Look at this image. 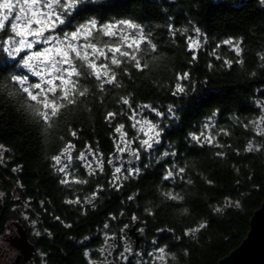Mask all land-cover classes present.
<instances>
[{
    "label": "trees",
    "instance_id": "obj_1",
    "mask_svg": "<svg viewBox=\"0 0 264 264\" xmlns=\"http://www.w3.org/2000/svg\"><path fill=\"white\" fill-rule=\"evenodd\" d=\"M89 18L101 23L130 20L143 28L156 51L141 45L140 59L146 69L138 71L131 64H122L115 69L119 85H105L101 90L99 82L85 74L75 102L68 100L66 107L57 104L50 117L40 106L33 108L34 102L27 103L17 86L7 81V76L26 70L0 55V61L13 65L0 72L5 84L0 87V152L4 153L0 163V236L11 226L18 238L24 232L34 248L30 261L38 251L45 264H93L90 259H99L95 250L106 234L116 244L99 264H215L239 244L246 234L247 218L264 202V3L97 0L73 24ZM189 38H198L200 47L190 50ZM229 39L239 44V55L232 45L224 44ZM225 60L231 61V67ZM184 72L191 81L187 94L173 97L176 75ZM127 99L133 109L150 104L167 112L169 104L175 105L179 119L161 120L144 110L147 118L164 127L162 144L155 152L141 150V160L132 164L140 167V174L121 180L117 189L110 184L113 166L107 160L113 153L126 156L124 166L129 167L128 154L116 153L114 144L118 135L114 129L119 124L125 125L130 138L136 134L128 119L131 111L120 103ZM40 103L52 106L51 102L37 101ZM34 112L45 117L44 122ZM111 112L118 115L109 122L106 116ZM209 118L214 127L206 134L215 137L219 147L200 146L188 138L190 132L204 131ZM75 132L78 135L73 137ZM69 142L75 145L74 177L86 183H60L64 177L53 160ZM249 144L253 151H248ZM89 146L105 162L104 171L97 170L95 175L86 173L77 159L81 152L87 155ZM257 146L259 150H255ZM168 149L177 156L160 159ZM173 164L185 169L184 179L164 180ZM93 193V203L84 202ZM165 193L180 199L169 200ZM77 198L81 203H66ZM217 208L221 211H215ZM31 220L39 235L30 233ZM104 224L109 227L105 229ZM126 224H137L138 233L144 231L138 245L130 241L134 250L127 261L121 259V244L116 240L122 233L130 237ZM201 224L206 227L194 238L185 235ZM18 238L11 244L18 252L10 264L15 260L28 264L23 255L19 257ZM158 248L165 249L162 262L156 259ZM2 256L0 246V264Z\"/></svg>",
    "mask_w": 264,
    "mask_h": 264
},
{
    "label": "snow or ice",
    "instance_id": "obj_2",
    "mask_svg": "<svg viewBox=\"0 0 264 264\" xmlns=\"http://www.w3.org/2000/svg\"><path fill=\"white\" fill-rule=\"evenodd\" d=\"M261 2L264 3V0ZM95 3L97 0H0V55L4 60L13 61L14 66L26 70L24 74L10 75L6 79L17 86L16 90L23 94L27 103L34 102L31 106L33 108L40 106L49 117L57 104L66 107L68 100L75 102L79 95L77 88L80 78L85 74L99 82L101 90L105 85H119L115 69L120 68L122 64H131L138 71L146 69V63H142L140 59V56L143 55L141 45L145 49L150 48L152 51H156V45L152 43L149 36L145 35L143 28L130 20L101 23L96 18H89L74 25L73 21L82 12L88 11L89 6ZM195 31L199 36V28ZM173 34L175 35V33ZM224 44L232 45L233 51L237 55L240 54V46L239 44L234 45L233 40H226ZM199 47L198 41L189 38L188 48L190 50ZM192 59H196L195 54ZM216 59H220V57L217 56ZM224 64L231 67V61L225 60ZM11 66L13 65H7L0 61V72H7ZM176 81L171 95L183 97L187 94L188 85L191 83L189 73H178ZM4 86V82L0 81V87ZM66 93H68L67 96ZM30 96L32 99H29ZM37 101L51 102L52 106L47 108L44 103L38 105ZM120 103L131 111L132 114L128 119L132 121L131 128L135 130L136 134L130 138L128 132L125 131L124 124H119L114 129V132L118 134L114 138L116 153H127L130 157L127 161L129 165L127 168L119 155L107 160V164L113 166L110 184L117 189L122 186L121 180H127L129 177L140 174V167H133L132 164L133 161L141 160V150L147 153L155 152L157 146L162 144L164 127L159 121L154 122L147 118L144 115V110L147 109L161 120L179 119L176 116L177 108L172 104L167 106V112H165L150 104L139 105L137 106L138 110L133 109L130 99L121 100ZM34 115L44 122L45 117L35 112ZM117 115L115 112L107 113L106 119L111 122ZM209 120L210 122L203 126L204 131L199 134L190 132L188 138L200 146L209 144L219 147L215 137L206 134L214 127V122H211V118ZM261 123H264V120ZM77 135L78 133L75 132L73 137ZM133 145H138V147H133ZM2 147L0 146V148ZM74 147L75 145L69 142L59 158L53 160L56 171L64 176L60 180L61 184L86 183V181L74 179L71 154ZM253 150L254 146L249 144L248 151ZM255 150H259L258 146ZM177 154L176 151L168 149L160 154L159 158L176 157ZM3 155L4 153L0 152V163L3 162ZM217 155H221V153H217ZM77 159L83 162L82 166L87 169L89 175H95L97 170L104 171L105 162L102 156L90 146L87 149V155L81 152ZM184 172L183 167L176 168L173 164V168L166 170L163 178L166 181L175 180L177 177L184 179ZM70 174L73 177L71 179ZM188 183L191 181L189 180ZM95 195L93 193V197L87 199L86 203L92 204ZM164 195L169 200L180 199L174 193H165ZM129 199L132 197L130 196ZM66 203L79 204L81 201L77 198L68 200ZM237 206H239L238 202ZM215 211L219 212L221 209L217 208ZM25 218L27 219V217ZM56 219L60 218L56 217ZM136 219L135 216L132 217L133 221ZM108 227V224H104L105 229ZM128 227L127 224L124 225L125 229ZM205 227V224H201L198 229L185 232V235L194 238L195 233ZM140 231L143 232V229ZM101 251L104 250L101 249ZM157 251L159 255L156 256V259L162 262L165 249L158 248ZM124 253L132 254L130 241L125 243L124 252L121 253V259L129 260V256ZM148 255L151 256L152 253H148Z\"/></svg>",
    "mask_w": 264,
    "mask_h": 264
},
{
    "label": "water",
    "instance_id": "obj_3",
    "mask_svg": "<svg viewBox=\"0 0 264 264\" xmlns=\"http://www.w3.org/2000/svg\"><path fill=\"white\" fill-rule=\"evenodd\" d=\"M115 156V153H113ZM130 157L128 156V160ZM246 234L243 236L239 244L229 253L221 255L215 264H264V202L259 204L249 215L246 221ZM137 224H133L127 228L134 245H138L144 236V231L136 230ZM20 255H26L25 260L32 252V247L27 243L24 232H21L18 238ZM17 264V260L13 262Z\"/></svg>",
    "mask_w": 264,
    "mask_h": 264
},
{
    "label": "rangeland",
    "instance_id": "obj_4",
    "mask_svg": "<svg viewBox=\"0 0 264 264\" xmlns=\"http://www.w3.org/2000/svg\"><path fill=\"white\" fill-rule=\"evenodd\" d=\"M194 41H198V38H196ZM59 155L55 158V160L59 158ZM77 157H78V155H77ZM120 158L122 160H124L127 157L126 156L123 157L122 155H120ZM89 159H91V157H89ZM78 163L83 165V162H81V161H79ZM74 166L75 165L73 164V167ZM82 168L85 169L86 173H88V171H87V169L85 167L82 166ZM71 178H73V177H70V179ZM74 179H76V178L74 177ZM75 184H77V183H75ZM79 185H81V184H79ZM0 193H1V191H0ZM87 196L89 198L92 197V196H89V195H87ZM89 198H87V199H89ZM87 199L84 198V202H86ZM29 225H30V233L31 234L37 233V230L34 227L35 221L31 220L29 222ZM17 238H18V233H17V230H16V228L14 226L9 227V229L3 235L0 236V246H1V248L3 250V254H4V256H2V259H1V264H10L12 259H13V257H14V255L17 254L18 251L11 245V244L15 243L14 241H15V239L17 240ZM111 239L112 238L109 236V234H106V235L103 236V239H102V241H104L103 244L98 246L96 248V250H95V252L97 253L99 259L92 260V259L89 258L92 263L94 262V264H99L100 261H105L106 260V255H108V257L110 256V249H111L110 246L114 243L113 241H111ZM116 240H118L120 242V244H121V252H124L125 243L129 242L127 237L122 233V234L119 235L118 238H116ZM116 240H115V242H116ZM114 244H116V243H114ZM130 244H131L132 253H133V250H134L133 249V245H132L131 242H130ZM18 246H20V245H18ZM101 249H103L104 251L102 252ZM124 254L127 255V256L129 255V253H124ZM86 255H88V251H86ZM31 264H45V260H44L43 254L37 251V254L34 257V259L31 261Z\"/></svg>",
    "mask_w": 264,
    "mask_h": 264
},
{
    "label": "flooded vegetation",
    "instance_id": "obj_5",
    "mask_svg": "<svg viewBox=\"0 0 264 264\" xmlns=\"http://www.w3.org/2000/svg\"><path fill=\"white\" fill-rule=\"evenodd\" d=\"M27 239V237H26ZM128 241H131L130 237H127ZM27 243L32 247V252L30 253V255L25 259V261H27L28 264H31V261H30V258L32 257L31 255L33 254L34 252V248L33 246L30 244V242L27 240ZM23 257H26V255H23Z\"/></svg>",
    "mask_w": 264,
    "mask_h": 264
}]
</instances>
